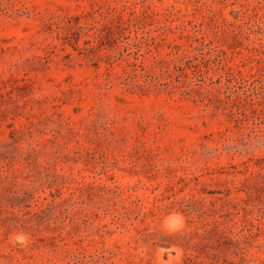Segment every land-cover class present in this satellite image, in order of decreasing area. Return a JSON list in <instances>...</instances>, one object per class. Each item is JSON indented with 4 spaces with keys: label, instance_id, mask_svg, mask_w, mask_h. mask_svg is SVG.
Segmentation results:
<instances>
[{
    "label": "rangeland",
    "instance_id": "1",
    "mask_svg": "<svg viewBox=\"0 0 264 264\" xmlns=\"http://www.w3.org/2000/svg\"><path fill=\"white\" fill-rule=\"evenodd\" d=\"M147 1L0 0V264H264V0ZM137 53L161 84L120 83Z\"/></svg>",
    "mask_w": 264,
    "mask_h": 264
},
{
    "label": "trees",
    "instance_id": "2",
    "mask_svg": "<svg viewBox=\"0 0 264 264\" xmlns=\"http://www.w3.org/2000/svg\"><path fill=\"white\" fill-rule=\"evenodd\" d=\"M143 2L142 8L137 11L135 9H131L129 11L126 10L127 5L123 4L121 8H117L115 6H107V14L103 13L102 17H106L108 19V23H110L109 27L113 29V27H116L118 31L123 32L125 30H130L132 26L135 24L144 21V19L151 14L157 13L154 5L152 4L151 1ZM93 35V34H92ZM95 35V34H94ZM194 41L197 42V44L189 43L188 45H183V44H177V43H170L169 48L164 50L160 56H152L153 58V63L155 65H162L164 68V72L166 73L167 76H172L173 74L176 73V71H180L181 73L185 74L186 77L188 76V73L185 70V66L187 65V61L195 60L197 58L196 52H202L207 46V42L205 41V36H192L191 37ZM93 47V45H92ZM86 49V48H85ZM88 49H95V48H88ZM224 51V50H222ZM148 52L151 53V48H148ZM131 51L125 50H118L117 54H119L121 57L124 55L130 56ZM152 54V53H151ZM139 56H144L143 53H137L131 60L128 61V65L131 66V69H123V72L125 74L124 80L120 79V83L125 85V87L130 88V87H135L140 90L147 89L151 86H156L158 84H161V82L158 80V75L157 72L152 69L153 65H150V69L148 68L143 61H141V58ZM185 62V63H184ZM141 67V70L143 73L141 75L145 76L142 81L138 80V77L141 76L137 70V67ZM188 67V66H186ZM147 68L149 71H147ZM151 70V71H150ZM228 72L231 76H234L235 74H238L239 79L243 81H248L246 77L240 72L233 70L230 66H228ZM130 77L132 75V80L129 81L127 80V76ZM117 78L122 77V75L116 74ZM137 78V79H136ZM178 80V79H177ZM167 84V82H165ZM184 89L187 91V93H195L198 95V98L200 101H205V104H212L214 108L219 109L221 107L225 108V104L223 101L218 97L214 96L211 97V90L200 84L199 82H194V81H188L184 85ZM253 110L260 109L262 108H256L255 104L258 102V100L254 98H250L249 100ZM230 114H233V111L230 110ZM237 120L240 118L238 116L235 117ZM263 121V119H262Z\"/></svg>",
    "mask_w": 264,
    "mask_h": 264
}]
</instances>
